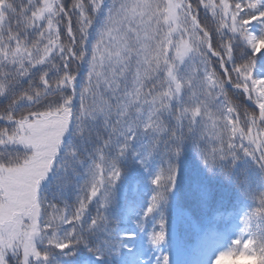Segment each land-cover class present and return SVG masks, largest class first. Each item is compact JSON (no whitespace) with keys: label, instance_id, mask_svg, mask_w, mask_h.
<instances>
[{"label":"snow or ice","instance_id":"obj_1","mask_svg":"<svg viewBox=\"0 0 264 264\" xmlns=\"http://www.w3.org/2000/svg\"><path fill=\"white\" fill-rule=\"evenodd\" d=\"M258 45L264 0H0V264H62L81 247L101 262L133 251L136 233L107 214L120 160L131 152L146 170L157 165L137 221L145 231L189 143L209 229L228 210L208 182L251 202L211 264L241 252L264 264V189L241 168L250 161L264 184ZM166 239L161 211L148 241Z\"/></svg>","mask_w":264,"mask_h":264},{"label":"trees","instance_id":"obj_2","mask_svg":"<svg viewBox=\"0 0 264 264\" xmlns=\"http://www.w3.org/2000/svg\"><path fill=\"white\" fill-rule=\"evenodd\" d=\"M68 2L70 3L71 0ZM255 71L257 75L264 76V53L257 56ZM240 101L247 107H255L246 97L240 98ZM119 166L123 170V174L114 188V200L108 208L107 214L119 232L136 233L134 239L126 241L133 251H123L120 257L106 258L101 262L97 261L87 249L81 247L74 257L58 258L62 260V264H138L142 261L138 257L134 259L124 258L123 254L127 256L134 254L137 234L142 231L138 228L137 221L153 193L154 186L151 184V177L156 171L157 165L154 162L151 168L146 170L138 164L136 158L129 152L126 158L120 160ZM241 168L244 170L242 178H247L253 188L264 189V184L259 180L260 174L250 161L241 162ZM204 180L202 166L198 163L195 151L190 143L186 144L184 156L179 165L175 190L169 195L167 204L154 212L151 217L146 218L145 221V231L151 232L155 221L159 219L160 213L163 211L167 226L166 241L159 247L150 245L147 249L151 254L150 262L152 264H156V259L162 254H167L170 257L171 252L168 249L167 240L176 239L179 235L187 233L196 223L198 227V221H201L200 228L195 235L189 238L191 242L186 257L181 261L182 264H199L210 240L222 239L228 246L231 239L238 233L241 227L240 217L251 202L244 199L233 185L218 180L208 182L213 203L218 199H223L228 210V214L219 220L217 226L209 229L206 226V213L200 200L199 184ZM74 199V196H69V203ZM230 260L231 264H256L254 257L247 256L243 252L234 257L230 256Z\"/></svg>","mask_w":264,"mask_h":264},{"label":"rangeland","instance_id":"obj_3","mask_svg":"<svg viewBox=\"0 0 264 264\" xmlns=\"http://www.w3.org/2000/svg\"><path fill=\"white\" fill-rule=\"evenodd\" d=\"M260 47H264V45H260ZM139 216V215H138ZM137 216V217H138ZM199 225H201V221H198ZM190 231L185 232L184 234L179 235L176 239H170L167 240V246L170 250V264H182L181 261L186 257L188 246L191 242L189 238H191L193 235H195L200 226L197 227V223L192 225ZM148 234L149 232L142 231L137 235L136 238V246L134 250V254L132 255H125L123 254L124 258H140L143 262H146V264H152L150 262L151 254L147 251V249L150 247V243L148 241ZM227 247L226 243L222 239H212L209 241V244L206 248L205 253L203 254L202 258H200L199 264H211L212 259H214L215 255L225 249ZM217 264H231L230 256L222 257L218 260Z\"/></svg>","mask_w":264,"mask_h":264}]
</instances>
